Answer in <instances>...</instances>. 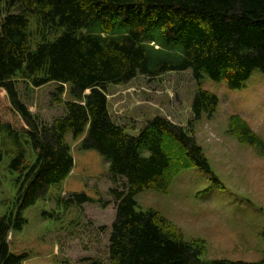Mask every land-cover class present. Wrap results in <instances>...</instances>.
<instances>
[{
  "label": "trees",
  "instance_id": "16d2710c",
  "mask_svg": "<svg viewBox=\"0 0 264 264\" xmlns=\"http://www.w3.org/2000/svg\"><path fill=\"white\" fill-rule=\"evenodd\" d=\"M32 17L55 37L33 46ZM187 70L199 85L195 119L213 117L220 98L201 86L205 78L240 90L255 70L264 72V0H0V87L26 123L5 122L0 111V131L18 149L9 165L18 176L16 207L0 214V264H24L28 254L11 250L9 234L22 231L28 223L24 212L70 175L75 160L68 136L77 140L86 132L82 148L109 161L114 182L126 180L123 189L110 190L116 200L111 264L203 263L204 240H186L158 210H138L136 200L146 190L168 193L179 173L192 167L222 186L202 146L162 116L137 135L129 132L113 119L108 98L110 84ZM17 77L37 87L56 83L61 93L69 85L65 115L40 122L20 99ZM230 133L261 145L239 116L231 118ZM60 201L82 206L99 200L82 192ZM261 237L264 242V229Z\"/></svg>",
  "mask_w": 264,
  "mask_h": 264
},
{
  "label": "rangeland",
  "instance_id": "374dc122",
  "mask_svg": "<svg viewBox=\"0 0 264 264\" xmlns=\"http://www.w3.org/2000/svg\"><path fill=\"white\" fill-rule=\"evenodd\" d=\"M44 31L32 17L33 46L56 35ZM16 82L20 99L40 122L51 124L65 115V103L71 98L69 85L61 93L56 83L37 87L22 77H17ZM201 86L217 94L220 104L213 117L204 115L196 120L192 105L199 85L192 70L155 78L140 74L126 84L109 85V109L117 123L136 135L157 116L184 127L196 136L222 184L216 185L212 174L198 167L185 169L174 179L168 193H139L137 209L158 210L182 231L186 240H204L207 252L202 264H264V72L255 70L240 90L209 78ZM3 110L5 122L14 119L17 127H26L7 91L0 87V111ZM233 116L246 121L260 137L261 145L244 143L230 133ZM85 136L87 132L77 140L68 136L74 169L65 181L52 186L44 198L24 212L28 220L24 229L9 234L11 250L28 254L24 264H111L109 246L116 200L110 190L123 189L126 180L114 182L109 161L97 150L82 148ZM17 151L13 139L0 131V214L16 207L18 176L9 165ZM82 192L99 201L82 206H65L60 201Z\"/></svg>",
  "mask_w": 264,
  "mask_h": 264
}]
</instances>
